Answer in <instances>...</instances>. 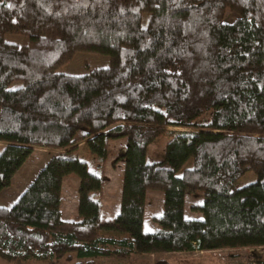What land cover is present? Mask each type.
Segmentation results:
<instances>
[{
	"label": "trees",
	"instance_id": "obj_1",
	"mask_svg": "<svg viewBox=\"0 0 264 264\" xmlns=\"http://www.w3.org/2000/svg\"><path fill=\"white\" fill-rule=\"evenodd\" d=\"M77 52L110 61L56 71ZM164 134L163 159L147 161ZM120 138L119 211L102 221L108 142ZM0 142V190L34 147L58 151L0 206V257L10 263L264 246V0H0ZM79 142L100 172L79 158ZM248 169L256 179L236 187ZM71 173L77 217L64 220ZM150 189L163 193L152 232L143 229ZM197 190L202 216L187 218L185 195Z\"/></svg>",
	"mask_w": 264,
	"mask_h": 264
},
{
	"label": "rangeland",
	"instance_id": "obj_2",
	"mask_svg": "<svg viewBox=\"0 0 264 264\" xmlns=\"http://www.w3.org/2000/svg\"><path fill=\"white\" fill-rule=\"evenodd\" d=\"M9 1V0H6ZM228 18H231V13L228 12ZM149 20V14L143 15L142 24L147 25ZM4 39L6 42L17 44L20 46L29 44V37L22 34H6ZM110 58L106 55L89 53V52H77L73 58L68 62L62 64L56 68L57 72L80 75L89 72L93 68L106 67ZM171 129H179L177 127H168ZM169 140L167 135L157 136L151 144H149V152L146 154L147 161H160L164 157V146ZM3 143L0 142V151L3 148ZM123 141L119 139L109 140L108 142V158L103 167V173L107 177L108 183L105 187V209H109L112 212L116 206V203L120 201L119 198V177L121 176L123 162L117 161L112 165L111 161L117 156L118 151L123 147ZM78 156L80 159L87 161L88 167L100 172L94 163V157L89 154L87 149L82 145V142L78 143ZM56 150H48L41 147H34L32 153L27 157L21 167L14 173L11 178V182L8 186L0 190V206H11L17 199L18 195L26 188V186L33 180L38 170L44 166V164L55 154ZM77 152V148H76ZM77 175L71 173L64 177L62 182V207L64 212L68 216L76 215L77 206ZM256 179V174L248 169L241 174L236 182L235 186L239 187ZM151 190V189H150ZM154 191V190H153ZM161 195V203L163 201L162 191L155 190ZM198 197L202 198V191L197 190L190 194L189 201H197ZM118 198V199H117ZM151 200L153 202L148 208V218L152 214L158 213L159 199L157 194H151ZM189 203V202H188ZM187 203L186 210L189 205ZM108 204V205H107ZM119 205V204H118ZM119 210V206H118ZM160 214V213H159ZM145 256L144 264H155L156 259L164 260L163 264H264V246H246L235 248H220L210 251L194 250L184 253H163L153 254ZM124 263V262H123ZM126 263V262H125ZM129 264H132L131 262Z\"/></svg>",
	"mask_w": 264,
	"mask_h": 264
},
{
	"label": "crops",
	"instance_id": "obj_3",
	"mask_svg": "<svg viewBox=\"0 0 264 264\" xmlns=\"http://www.w3.org/2000/svg\"><path fill=\"white\" fill-rule=\"evenodd\" d=\"M119 140L123 141V144L125 145V142H126L125 138H120ZM148 152H149V146H148L147 153ZM122 171H123V168H122ZM121 178H122V172H121V176L119 177V182H120L119 183V188H118L119 193H120V190H121ZM78 181L79 180L77 179V185H78ZM106 183H108V180L104 184L103 196L101 198V220L102 221H109V220L113 219L114 216L119 211L118 210V206H119L118 204L120 203V201H119V203L118 202L116 203V206H115V208H114V210L112 212H110L109 209H105V204H104V202H105V194L104 193H105ZM61 190H62V187H61ZM150 192H151V194H154V193L157 194L158 199H159V201H158L159 204H158V213L152 214L150 216V218H148V208L153 203V202L150 203V201L154 200V198H152V200L149 198L150 197ZM190 194L191 193H187L185 195L184 214H185V216L187 218H201V216H202L201 212L196 210V209H194V207L195 206H199L201 204L202 198L198 197L197 201L193 200L192 202H190L189 201ZM119 198H120V195H119ZM62 200L63 199H62V194H61L60 209H61L62 219H64V220L75 219L77 217V206H76V215L68 216L64 212V209L62 207ZM187 203L189 205L188 210H186ZM77 204H78V195H77ZM161 211H162V203H161V195H160V193L156 192L155 190L154 191L153 190H147V192H146L145 211H144V218H143V229L145 231L152 232L158 227L157 223L153 220V218L159 216L161 214ZM192 251H194V250H192ZM187 252H190V251H187ZM170 253H184V252H170ZM166 254H168V253H166ZM145 256H146V254H142V255L136 256L138 258H135V260H138V261L137 262H133L132 264H144ZM150 256L153 257L154 255L151 254ZM128 258H120V257H115V256H103V257H97L95 259H92V261L90 263H87L86 260L80 261L76 257V253L75 252H69L66 255H64L63 257H61L57 261L56 264H76V262H77V264H129L130 261L128 260ZM142 261H144V262H142ZM0 264H13V263H10V262H8V261H6V260H4L3 258L0 257ZM32 264H45V263L33 261Z\"/></svg>",
	"mask_w": 264,
	"mask_h": 264
}]
</instances>
